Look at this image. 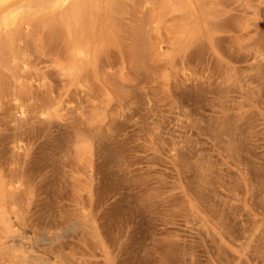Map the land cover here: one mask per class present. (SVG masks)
Wrapping results in <instances>:
<instances>
[{"label": "rangeland", "instance_id": "1", "mask_svg": "<svg viewBox=\"0 0 264 264\" xmlns=\"http://www.w3.org/2000/svg\"><path fill=\"white\" fill-rule=\"evenodd\" d=\"M207 2L186 46L169 16L139 35L153 6L127 0L78 77L45 41L0 85V163L30 178L26 221L75 259L264 264V0Z\"/></svg>", "mask_w": 264, "mask_h": 264}, {"label": "bare ground", "instance_id": "2", "mask_svg": "<svg viewBox=\"0 0 264 264\" xmlns=\"http://www.w3.org/2000/svg\"><path fill=\"white\" fill-rule=\"evenodd\" d=\"M126 1L0 0V85L9 74L14 87L20 86L17 69H29L25 49L45 41L55 49H68L61 67L75 79L83 66L94 65L96 55L91 49H106L116 37L118 15ZM146 1L155 14L150 21L140 23L139 35L167 16L177 23L173 32L180 46L210 29L207 0ZM158 48L163 47L159 44ZM80 147L83 158L93 154L91 142L82 141ZM33 193L24 171L0 163V264H88L67 253L75 243L60 242L61 236L51 231L52 226L26 221L25 206ZM77 226L75 222L67 228ZM107 264H112L111 260Z\"/></svg>", "mask_w": 264, "mask_h": 264}]
</instances>
